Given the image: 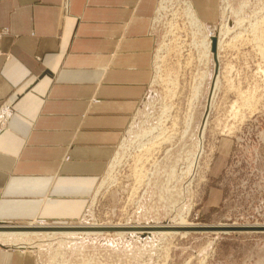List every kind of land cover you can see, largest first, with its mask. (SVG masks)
<instances>
[{"label":"rangeland","instance_id":"1","mask_svg":"<svg viewBox=\"0 0 264 264\" xmlns=\"http://www.w3.org/2000/svg\"><path fill=\"white\" fill-rule=\"evenodd\" d=\"M219 12L207 24L191 0L160 1L153 80L81 220L0 222L141 231L16 236L9 245L31 248L5 249L35 264H264V231L196 229L264 227V0H221ZM228 28L216 84L204 42Z\"/></svg>","mask_w":264,"mask_h":264},{"label":"crops","instance_id":"2","mask_svg":"<svg viewBox=\"0 0 264 264\" xmlns=\"http://www.w3.org/2000/svg\"><path fill=\"white\" fill-rule=\"evenodd\" d=\"M160 1L0 0L1 223L84 217L153 80Z\"/></svg>","mask_w":264,"mask_h":264},{"label":"bare ground","instance_id":"3","mask_svg":"<svg viewBox=\"0 0 264 264\" xmlns=\"http://www.w3.org/2000/svg\"><path fill=\"white\" fill-rule=\"evenodd\" d=\"M188 3H189L188 4L189 16L192 17V19L195 22V24H198L199 25V22L200 21H199L198 17L195 15V12L193 10L192 5H191L190 2H188ZM256 29H257V27H256ZM229 30L230 29L228 28V32L227 33L220 32L219 35H218V40H216L215 37H207L206 40H205V42H204V45L205 46L203 48V53H202L203 54V58L202 59H203L204 62L206 61L205 66H209L211 64L210 62H213L212 67H213V71H214L215 66L217 67V65H218L217 68L219 69L218 70L219 72H218V75L216 76V79H215L216 84L218 83V80H219L218 78H219V75L221 74L220 73L221 72V67H220V54H219V52H220V49H222V44H223V40H224L225 36H227L229 34V32H231ZM255 31L256 30L253 29V32L254 33H255ZM253 35L256 36V33L253 34ZM222 36H224V37L222 38ZM213 54L215 55V58H214V55ZM216 54H217V58H216ZM213 59H215L216 61L214 62ZM215 63H217V65H214ZM207 73L209 74V71H207ZM204 76H206V73H205ZM205 117H207V114L205 115ZM230 131L231 130H229V132L226 131V133H230ZM162 141H163V139H162ZM157 144L160 145V142H158ZM33 225H34L33 223L28 225L27 228H30L29 230H19L18 231V230H7L6 228L0 229V248H2L3 245H9L10 239L13 238V237H16V236H23L24 237V236H30L32 234H35V235H42V234L43 235H56V234L66 235V234H77V233H80V234H83V235H95V234H100V233L103 234L104 232H102L101 229L111 228L109 225L108 226H104V225H102V226L101 225H91L90 227H81V228H83L82 230H61V231H59V230H51L50 231V230H37V229H33V228H48L47 226H42V225L33 226ZM177 226H178V228H188L190 226L195 227L196 225H192V224H189V223H185L183 221L182 223L178 224ZM50 227L53 228L55 226H51L50 225ZM61 228H70V229H73V228H76V227H73V228L72 227H61ZM113 228L129 229L128 232H131V231H141L138 228H135V229H132V228H124L123 226L122 227H119L118 226V227H113ZM122 229H120V230H122ZM140 229H143V228H140ZM1 231H3V232H1ZM152 231H154V230H152ZM35 232H37V233H35ZM117 233H123V232L122 231H118ZM9 247L10 248H15V249H24V248H27L28 249V248H31L30 247V244H25V243H23V244H18V243L17 244H14V243H12L11 245H9Z\"/></svg>","mask_w":264,"mask_h":264},{"label":"water","instance_id":"4","mask_svg":"<svg viewBox=\"0 0 264 264\" xmlns=\"http://www.w3.org/2000/svg\"><path fill=\"white\" fill-rule=\"evenodd\" d=\"M7 230H15L16 228L14 227H11V228H6ZM22 230H29L30 228H27V227H24V228H21ZM33 229H37V230H58V229H70V228H59V227H48V228H33ZM73 229H76V228H73ZM122 228H108V231H122L120 230ZM158 229V228H157ZM160 229H168V228H160ZM170 229H174V228H170ZM177 229V228H176ZM196 229H201V230H208V231H220V232H227V231H241V230H248V229H254V230H259V231H264V227H253V228H250V227H247V228H244V227H230V226H218V227H201V228H196ZM19 231V230H18ZM61 231V230H59Z\"/></svg>","mask_w":264,"mask_h":264},{"label":"built area","instance_id":"5","mask_svg":"<svg viewBox=\"0 0 264 264\" xmlns=\"http://www.w3.org/2000/svg\"><path fill=\"white\" fill-rule=\"evenodd\" d=\"M156 26H158L159 27V24H157V25H154V27L156 28ZM157 29V28H156Z\"/></svg>","mask_w":264,"mask_h":264}]
</instances>
